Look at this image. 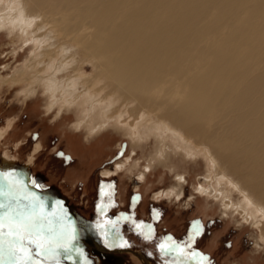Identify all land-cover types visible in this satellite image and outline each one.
Returning a JSON list of instances; mask_svg holds the SVG:
<instances>
[{
    "label": "bare ground",
    "instance_id": "6f19581e",
    "mask_svg": "<svg viewBox=\"0 0 264 264\" xmlns=\"http://www.w3.org/2000/svg\"><path fill=\"white\" fill-rule=\"evenodd\" d=\"M4 27L37 50L1 86L30 85L27 97L42 87L132 138L156 132L207 152L264 241V0H12Z\"/></svg>",
    "mask_w": 264,
    "mask_h": 264
},
{
    "label": "rangeland",
    "instance_id": "374dc122",
    "mask_svg": "<svg viewBox=\"0 0 264 264\" xmlns=\"http://www.w3.org/2000/svg\"><path fill=\"white\" fill-rule=\"evenodd\" d=\"M8 1L0 0V10ZM12 32L0 29L4 79L37 50L34 41L20 42V32ZM93 74L86 70L87 78ZM1 85L0 174L11 175H0V188H11L21 209L30 193L41 197L61 243L72 232L71 250L52 254L58 253L60 263L264 264L260 230L239 213L243 196L214 175L207 152L193 154L156 132L132 138L129 126L102 123L100 111L89 118L66 99L56 104L42 87L27 97L30 85ZM210 179L215 195L206 191ZM219 193L236 206L226 211ZM7 202L0 196V203ZM256 215L261 220L259 211ZM197 224L200 235H194ZM161 244L187 255L164 252Z\"/></svg>",
    "mask_w": 264,
    "mask_h": 264
},
{
    "label": "snow or ice",
    "instance_id": "6c2138e0",
    "mask_svg": "<svg viewBox=\"0 0 264 264\" xmlns=\"http://www.w3.org/2000/svg\"><path fill=\"white\" fill-rule=\"evenodd\" d=\"M0 175L7 177L11 174ZM32 183L36 187H40L35 181ZM0 196L8 198L7 203H0V264H4L5 254L9 264H43V260L40 258H47L57 249H63L66 253L71 250L69 244L75 239V236L70 232L65 238V242L59 241L56 233L50 227L51 220L45 211V202L41 197L30 193L24 197L30 203L21 209L18 207L19 199L13 194L11 188L8 190L0 188ZM13 202L17 206H14ZM55 203L57 207L60 206L59 201H55ZM109 223L111 222L109 221ZM195 228L194 235H200V226L197 224ZM5 229L7 231H4ZM160 248L164 252L176 251L180 255H187L182 248L169 247L164 244H161ZM57 255L58 253L52 255V258L56 259V264H59Z\"/></svg>",
    "mask_w": 264,
    "mask_h": 264
},
{
    "label": "flooded vegetation",
    "instance_id": "af4514ba",
    "mask_svg": "<svg viewBox=\"0 0 264 264\" xmlns=\"http://www.w3.org/2000/svg\"><path fill=\"white\" fill-rule=\"evenodd\" d=\"M4 231H7V229H5ZM5 248H6V245H5ZM40 259L43 260V264H56V263H54V262H56V259H53V260H51V258H40ZM59 261H62V260H59ZM4 264H9V261H8L6 254L4 257Z\"/></svg>",
    "mask_w": 264,
    "mask_h": 264
}]
</instances>
